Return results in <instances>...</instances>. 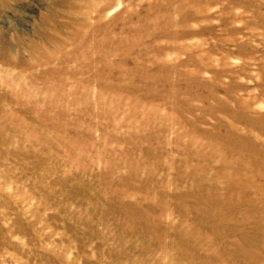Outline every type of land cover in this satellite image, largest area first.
I'll return each mask as SVG.
<instances>
[{
	"label": "rangeland",
	"instance_id": "obj_1",
	"mask_svg": "<svg viewBox=\"0 0 264 264\" xmlns=\"http://www.w3.org/2000/svg\"><path fill=\"white\" fill-rule=\"evenodd\" d=\"M0 264H264V0H0Z\"/></svg>",
	"mask_w": 264,
	"mask_h": 264
}]
</instances>
